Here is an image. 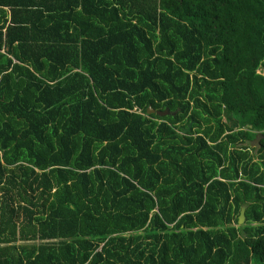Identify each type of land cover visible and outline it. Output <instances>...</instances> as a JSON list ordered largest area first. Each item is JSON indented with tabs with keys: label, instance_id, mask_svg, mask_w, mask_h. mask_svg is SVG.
<instances>
[{
	"label": "trees",
	"instance_id": "16d2710c",
	"mask_svg": "<svg viewBox=\"0 0 264 264\" xmlns=\"http://www.w3.org/2000/svg\"><path fill=\"white\" fill-rule=\"evenodd\" d=\"M263 66L264 0H0V264H264Z\"/></svg>",
	"mask_w": 264,
	"mask_h": 264
},
{
	"label": "water",
	"instance_id": "95a60500",
	"mask_svg": "<svg viewBox=\"0 0 264 264\" xmlns=\"http://www.w3.org/2000/svg\"><path fill=\"white\" fill-rule=\"evenodd\" d=\"M153 113H157L159 116H166V115L170 114V111L168 109L166 111H156L152 107H149L148 114H153ZM191 127H192V123L188 126V128L185 131L189 132L191 130ZM246 209H247L246 206H243L241 209V213L239 216V224L240 225L246 221Z\"/></svg>",
	"mask_w": 264,
	"mask_h": 264
},
{
	"label": "flooded vegetation",
	"instance_id": "af4514ba",
	"mask_svg": "<svg viewBox=\"0 0 264 264\" xmlns=\"http://www.w3.org/2000/svg\"><path fill=\"white\" fill-rule=\"evenodd\" d=\"M262 138V134H257L256 135V137H255V139L254 140H252L251 142H245L244 143V145L246 146V145H253V144H255V146H256V152H257V155L260 153V151H259V149L261 148V146H260V139Z\"/></svg>",
	"mask_w": 264,
	"mask_h": 264
},
{
	"label": "rangeland",
	"instance_id": "374dc122",
	"mask_svg": "<svg viewBox=\"0 0 264 264\" xmlns=\"http://www.w3.org/2000/svg\"><path fill=\"white\" fill-rule=\"evenodd\" d=\"M260 72L264 75V66L260 69ZM255 137H256V136H255ZM255 137L253 138V140L255 139ZM241 146H242V145H241ZM246 146H247V145H246ZM254 147H256L255 144L251 145L250 149L252 150V148H254ZM251 153H252V155H253V154H256V155H254V161H260L259 156H258L259 154L257 155L256 150H255V151L252 150ZM244 223H245V222H244ZM244 223H243V224H244ZM243 224H241V225H243ZM239 225H240V224H239ZM253 264H261V263H260V261L254 259Z\"/></svg>",
	"mask_w": 264,
	"mask_h": 264
},
{
	"label": "crops",
	"instance_id": "0c3cea01",
	"mask_svg": "<svg viewBox=\"0 0 264 264\" xmlns=\"http://www.w3.org/2000/svg\"><path fill=\"white\" fill-rule=\"evenodd\" d=\"M9 11V9H7ZM251 147V146H250Z\"/></svg>",
	"mask_w": 264,
	"mask_h": 264
}]
</instances>
